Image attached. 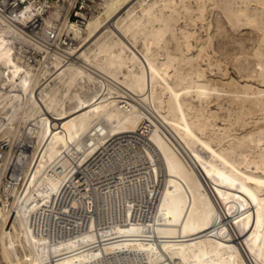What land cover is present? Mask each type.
<instances>
[{
	"label": "bare ground",
	"instance_id": "1",
	"mask_svg": "<svg viewBox=\"0 0 264 264\" xmlns=\"http://www.w3.org/2000/svg\"><path fill=\"white\" fill-rule=\"evenodd\" d=\"M25 1L0 0V264H264V0H103L83 29Z\"/></svg>",
	"mask_w": 264,
	"mask_h": 264
},
{
	"label": "built area",
	"instance_id": "2",
	"mask_svg": "<svg viewBox=\"0 0 264 264\" xmlns=\"http://www.w3.org/2000/svg\"><path fill=\"white\" fill-rule=\"evenodd\" d=\"M25 0H12L11 4L5 10V13L10 14L16 11H19L20 8L25 6ZM35 3L38 4L40 8V0H35ZM103 0H77L75 6L71 13V21L76 25L77 28L83 29L87 26L89 19L96 14L99 9L101 8ZM31 30V29H30ZM48 36V42H46V46L52 52H58L66 55L67 59L71 58L72 56L68 55L66 49L71 48L76 44V39H74L69 34L63 33L58 36L55 33V30H50ZM39 55V52H36L35 49L31 48L28 51V56L32 55ZM32 58V57H31ZM32 62V59H30ZM21 146L18 148L20 151ZM8 149V142L7 141H0V172L3 164L4 153ZM17 162V161H16ZM21 169L14 164H11L5 171L4 174V183L6 185V191H10L12 186L15 185L17 182L19 185L21 184V178L17 180V174H21Z\"/></svg>",
	"mask_w": 264,
	"mask_h": 264
},
{
	"label": "rangeland",
	"instance_id": "3",
	"mask_svg": "<svg viewBox=\"0 0 264 264\" xmlns=\"http://www.w3.org/2000/svg\"><path fill=\"white\" fill-rule=\"evenodd\" d=\"M231 71H232V73L234 74V75H236L237 76V73L235 72V70L231 67ZM4 264H6V263H4Z\"/></svg>",
	"mask_w": 264,
	"mask_h": 264
}]
</instances>
